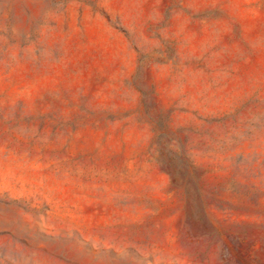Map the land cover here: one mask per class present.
<instances>
[{
    "label": "rangeland",
    "instance_id": "rangeland-1",
    "mask_svg": "<svg viewBox=\"0 0 264 264\" xmlns=\"http://www.w3.org/2000/svg\"><path fill=\"white\" fill-rule=\"evenodd\" d=\"M0 264H264V0H0Z\"/></svg>",
    "mask_w": 264,
    "mask_h": 264
}]
</instances>
